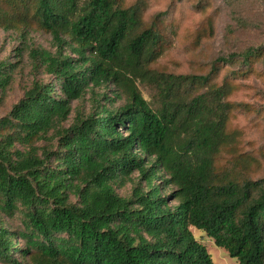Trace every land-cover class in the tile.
Listing matches in <instances>:
<instances>
[{"label": "trees", "instance_id": "obj_1", "mask_svg": "<svg viewBox=\"0 0 264 264\" xmlns=\"http://www.w3.org/2000/svg\"><path fill=\"white\" fill-rule=\"evenodd\" d=\"M146 6L0 0V26L25 38L33 24L56 47L27 43L32 67L55 85L33 80L0 117V262L213 264L195 229L238 264H264V176H253V156L236 153L229 124L247 106L231 99L233 81L264 66V43L218 56L204 73L161 71L167 12L146 21ZM225 66L234 68L219 79ZM14 71L0 61L2 93ZM88 92V112L77 108L66 124ZM224 152L232 156L221 163ZM2 214H19L20 226Z\"/></svg>", "mask_w": 264, "mask_h": 264}, {"label": "rangeland", "instance_id": "obj_2", "mask_svg": "<svg viewBox=\"0 0 264 264\" xmlns=\"http://www.w3.org/2000/svg\"><path fill=\"white\" fill-rule=\"evenodd\" d=\"M134 1L125 0L127 4ZM159 12H167L162 17L163 31L167 37L166 49L154 63V67L161 71L174 74L204 73L218 56H228L264 43V0H147L144 19L149 21ZM3 23L0 20V24ZM27 43L52 52L56 49L51 35L33 24L29 26L25 38H21L19 31L14 28L0 26V61L15 65L11 83L5 93L0 90V117L22 97L33 80L53 82L55 85L50 74L42 68L32 67L25 48ZM233 68L225 66L219 79ZM256 70L257 73L248 78L233 81L238 84V88L232 93L231 99L247 106L233 112L229 124L237 132L236 153L253 156L256 159L253 176H264V66L258 63ZM114 88L110 86L107 93L113 105L117 106L123 100L111 96V89ZM139 89L147 100H151V91L147 86L139 84ZM55 90L60 93L57 86ZM90 100L88 92L83 99L72 101V113L66 124L71 122L77 108L88 112ZM231 156V153L224 152L220 162L228 161ZM130 187V183H127L117 188V192L128 195ZM2 218L11 230L20 226L19 214L13 217L2 214ZM192 232L205 246L213 264H238L235 257L217 246L202 231L192 229ZM19 242L22 244V241ZM23 264L33 263L24 260Z\"/></svg>", "mask_w": 264, "mask_h": 264}]
</instances>
